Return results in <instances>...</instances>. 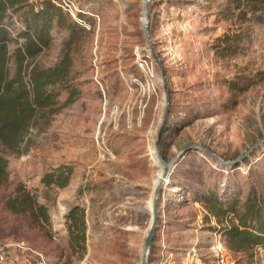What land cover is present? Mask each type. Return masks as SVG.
Returning <instances> with one entry per match:
<instances>
[{
    "label": "rangeland",
    "instance_id": "rangeland-1",
    "mask_svg": "<svg viewBox=\"0 0 264 264\" xmlns=\"http://www.w3.org/2000/svg\"><path fill=\"white\" fill-rule=\"evenodd\" d=\"M71 1L74 16L57 0L67 12L64 25L50 29L47 43L21 60L19 74L14 48L24 40V11L33 4L8 9L4 70L11 88L21 80L30 95L33 69L58 62L62 69L44 86L50 101L34 107L16 136L17 149L0 142L6 160L0 245L23 240L47 264H139L162 168L153 155L165 104L152 53L149 69L135 63L151 52L141 25L144 0ZM148 28L169 95L163 159L186 142L231 158L264 133V25L241 21L231 0H150ZM50 170L68 178L45 199L40 178ZM168 176L146 264H216L218 241L227 264H264V250L231 247L218 230L235 223V215L200 199L212 188L221 201L234 195L241 208L250 192L264 209V140L229 165L187 150ZM17 187L46 204L47 220L5 206ZM72 206L74 218H68Z\"/></svg>",
    "mask_w": 264,
    "mask_h": 264
},
{
    "label": "trees",
    "instance_id": "trees-1",
    "mask_svg": "<svg viewBox=\"0 0 264 264\" xmlns=\"http://www.w3.org/2000/svg\"><path fill=\"white\" fill-rule=\"evenodd\" d=\"M231 1L232 7L237 9L241 21H251L254 24L264 25V0ZM28 2L33 4L28 0H0V142L10 150L17 149L15 146L16 136L26 128L28 120L33 115L34 107L46 105L50 101L49 96L52 92H45L44 86L53 83L58 71L62 69L59 62L49 69H33L31 71L30 95L27 94L25 87L20 84L21 80L18 81L14 89L11 88L13 80L6 78L4 70L6 42L8 40L5 20L9 8L21 7ZM24 14L27 17L26 25L21 32L24 40L22 44L14 48L17 74L20 72L21 60L25 56H31L40 50L47 43L49 30L53 27H61L67 19V12L63 6L52 0H42L38 4L35 3L25 10ZM70 99V97L66 98L67 101ZM5 166V157L0 154V184L6 178ZM67 178V173L63 174L61 171L43 172L40 178L43 184L42 197L52 199L53 196L49 195L48 192L54 191L55 186L65 184ZM200 199L208 204H221L223 211H230L235 215V223L218 229L223 233L231 247L249 249L252 253L256 247H264V209L254 194L249 192L246 195L241 208H238L237 198L234 195L221 201L218 200L219 198L212 188L202 192ZM4 204L11 211L27 212L32 220L48 219L46 204L36 201L32 194L23 187H17L13 195L5 198ZM75 208L72 206L68 210V218H74ZM79 223L80 225L83 224L82 218ZM68 232L71 234L70 229ZM69 241H71L70 235Z\"/></svg>",
    "mask_w": 264,
    "mask_h": 264
},
{
    "label": "water",
    "instance_id": "water-1",
    "mask_svg": "<svg viewBox=\"0 0 264 264\" xmlns=\"http://www.w3.org/2000/svg\"><path fill=\"white\" fill-rule=\"evenodd\" d=\"M149 1L150 0H144L143 6H144V19L141 22L143 33L145 38L147 39L149 45H150V50L152 53V56L154 58V61L156 62L158 68H159V75H160V80L161 84L163 87L164 91V108L163 112L161 115V119L158 123L157 129H156V134H155V139H154V147L155 151L157 154V157L162 163V168H161V173L159 175V179L155 183L152 191V203H151V221L149 224V227L146 231V234L143 239V245H142V250H141V260L139 264H146L147 259H148V253L150 249V244L152 241L153 234L155 233V228L157 224V211H158V198L160 195L161 188L163 187V180L167 175H169L170 170L172 167L175 165L176 160L187 150L193 149V150H198L200 152H203L207 154L208 156L214 158L215 160L223 163V164H236L243 158L249 155V153L260 143L264 140V133L259 136L257 139L252 141L242 152L236 154L234 157L231 158H226L222 157L219 155L217 152L209 148L208 146L201 144V143H195V142H186L179 146L177 150L168 158V159H163L159 148H160V138H161V131H162V125L164 123V120L167 115V109H168V103H169V95H168V89L166 85V80H165V74L163 70L162 63L159 59V56L157 52L155 51L154 47V42L151 37L149 28H148V21H149Z\"/></svg>",
    "mask_w": 264,
    "mask_h": 264
},
{
    "label": "built area",
    "instance_id": "built-area-1",
    "mask_svg": "<svg viewBox=\"0 0 264 264\" xmlns=\"http://www.w3.org/2000/svg\"><path fill=\"white\" fill-rule=\"evenodd\" d=\"M57 3V0H52ZM64 6L70 8V13L74 16L75 13L71 10V5L77 9L71 0H62ZM61 3V2H60ZM136 65L141 69H149L152 66V56L150 51H146L141 56L135 59ZM215 247L216 264H227L221 254V242L218 241ZM264 250V247H256V250ZM46 256L37 250L30 248L23 240H16L8 245H0V264H47Z\"/></svg>",
    "mask_w": 264,
    "mask_h": 264
},
{
    "label": "bare ground",
    "instance_id": "bare-ground-1",
    "mask_svg": "<svg viewBox=\"0 0 264 264\" xmlns=\"http://www.w3.org/2000/svg\"><path fill=\"white\" fill-rule=\"evenodd\" d=\"M157 155V154H156ZM153 160L156 162V163H161V161L159 160V158L156 156L155 157V155H153ZM161 167H162V163H161ZM160 173H161V171H160ZM160 173L158 174V176L156 177V179H155V183L157 182V180L159 179V175H160ZM168 179H169V176L167 175L166 177H165V179L163 180V186H165L167 183H168ZM151 203H152V197H151V200H150V202H149V205H150V211H151ZM151 216H152V214H151Z\"/></svg>",
    "mask_w": 264,
    "mask_h": 264
},
{
    "label": "crops",
    "instance_id": "crops-1",
    "mask_svg": "<svg viewBox=\"0 0 264 264\" xmlns=\"http://www.w3.org/2000/svg\"><path fill=\"white\" fill-rule=\"evenodd\" d=\"M97 45H98V43L96 42L95 47H97ZM95 59L97 60V59H101V58H95ZM94 64H96V62H94Z\"/></svg>",
    "mask_w": 264,
    "mask_h": 264
}]
</instances>
